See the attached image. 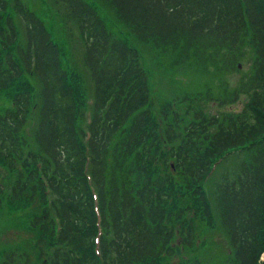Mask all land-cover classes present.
<instances>
[{
	"label": "trees",
	"instance_id": "trees-1",
	"mask_svg": "<svg viewBox=\"0 0 264 264\" xmlns=\"http://www.w3.org/2000/svg\"><path fill=\"white\" fill-rule=\"evenodd\" d=\"M58 1L77 30L90 90L88 118L87 94L82 95L73 59L70 66L62 63L51 32L22 0H0V90L12 89L0 108V162L18 167L8 202L23 196L40 202L31 225L43 236L34 244L42 245L45 256L36 264H171L161 260L174 253L171 222L184 229L185 239L192 235L181 208L168 209L178 203L177 185L182 186L172 176L186 180L206 211L199 180L230 151L240 152L238 170L232 178L219 177L218 213L232 262L259 264L264 251V0H93L99 8L92 0ZM106 15L134 41L172 46L179 58L206 46L234 52L246 42L253 57L250 72L238 83L246 96L240 110L205 114L191 109L187 122L171 110L170 118L161 115V138L149 115L147 75L137 45L111 29ZM14 16L21 21V34ZM69 76L80 87L81 100ZM163 143L169 145L166 151H160ZM158 157L167 169L161 174L153 167ZM10 253L0 264H7Z\"/></svg>",
	"mask_w": 264,
	"mask_h": 264
},
{
	"label": "rangeland",
	"instance_id": "rangeland-1",
	"mask_svg": "<svg viewBox=\"0 0 264 264\" xmlns=\"http://www.w3.org/2000/svg\"><path fill=\"white\" fill-rule=\"evenodd\" d=\"M22 2L42 19L51 32V37L60 48L62 63L69 65L73 59L76 64L75 69L82 76V95L87 94V99L90 96L89 83L86 81L87 73L79 58L80 44L75 26L70 21V17L63 12L64 7L58 0H22ZM95 6L99 8L100 5L96 2ZM101 9L104 10L103 7ZM105 17L106 24L111 29L125 33L128 39L137 45L140 63L146 70L149 87L147 107L158 132L162 127V116L166 114L167 118H170L171 110L182 116L183 122L189 120L191 109H199L205 114L213 112L228 114L240 110L246 96L239 91L238 83L250 72L253 57V50L246 42L241 43L234 52L227 53L206 46L199 54L195 55L187 50L185 55L179 58L174 47L155 48L145 44L146 41L138 43L131 39L124 26L115 23L109 15ZM14 20L16 21V17ZM17 28L21 34L18 21ZM75 50L78 52L74 54ZM232 55L233 59L230 60ZM65 68L68 71L66 66ZM68 80L75 91L78 90V100H81L80 87L76 88L75 79L69 76ZM233 89L238 90L235 96L232 95ZM11 92L12 89L0 90V108L6 106ZM87 103L86 100L85 109L88 108ZM25 130L29 136L28 123ZM164 146L162 145V148ZM236 153L222 156L219 166L203 176L201 187L208 206L206 211H203L201 202L190 192V189L185 187L186 180L182 182L177 173L172 176V179L181 182L182 186L177 185L178 203H169L168 209L174 211L176 208H181L184 223L191 226L192 235L185 239L184 229L171 222L173 234L169 243L174 253L161 260H167L171 264L188 259L196 260L199 264H234L231 246L218 213L217 185L222 184L219 180L220 176L232 178L236 174L239 160ZM161 159L162 157L153 159V167L159 174L167 170L162 168ZM17 168V164L7 167L0 162V262L11 252L9 258H6L7 264H36L40 257L45 256L40 244L43 236L41 238L40 231L31 225L32 218L39 214L40 202L36 196L29 200L23 196L13 203L8 202L9 187L17 176ZM36 238L40 239L39 246L38 243L34 244ZM184 239L187 240L188 246L183 244ZM258 259L259 264H264V251L260 252Z\"/></svg>",
	"mask_w": 264,
	"mask_h": 264
}]
</instances>
